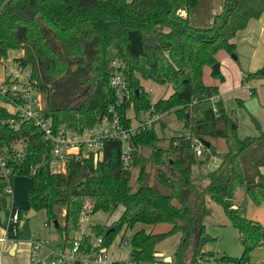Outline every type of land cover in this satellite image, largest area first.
Instances as JSON below:
<instances>
[{
	"label": "trees",
	"instance_id": "1",
	"mask_svg": "<svg viewBox=\"0 0 264 264\" xmlns=\"http://www.w3.org/2000/svg\"><path fill=\"white\" fill-rule=\"evenodd\" d=\"M198 0H0V56L10 48H22L21 61L31 65L32 75L44 100V111L55 125L75 129L92 126L107 113L114 101L108 83L110 61L114 56L125 62L124 74L131 93L134 116L139 111L159 114L173 109L187 129L186 134L170 136L165 142L154 126L140 127L131 137L129 166L121 158V143L107 139L98 155L69 158L65 171H53L49 164L50 143L32 119L18 127L17 118L1 102L0 149L7 156L12 176L30 177L27 201L36 211L43 209L45 223L73 240L71 230L79 228L85 196L90 212L112 213L119 205V216L107 226L92 225L101 237L98 247H108L120 229L136 222L170 223L164 231L135 230L130 237L128 264H163L158 244L179 232L176 260L169 264H200L212 252L198 248L199 237L207 239L203 217L210 213L205 196L219 203L242 241L240 256L224 255L220 264H250L251 251L264 244V225L240 212L233 199L235 185L243 186L255 204L264 201V128L255 135L240 137L235 112H227L216 84L203 80V68L217 61L216 52L236 46L235 35L248 20L264 11V0H223L211 25L194 26L182 11H190ZM165 27V28H164ZM154 35L158 44L147 45ZM142 57V59H141ZM212 73L220 78V71ZM264 77V60L255 71ZM140 78L171 86L166 97L151 102ZM125 102L117 109L123 114ZM130 119L128 118L127 121ZM223 138L224 152H217L211 138ZM21 140V148L14 142ZM202 142L204 159L218 154V164L207 172L208 182L195 183L191 169L198 160L195 145ZM43 156L46 159L36 166ZM154 164L151 172L148 165ZM137 169L134 177L132 168ZM132 178L134 181H132ZM5 181L0 175V209L8 204ZM56 206L63 207V224ZM20 224L21 215L17 216ZM200 232L197 234L196 228ZM19 231V230H18ZM91 235L79 237V251L92 248ZM193 242L189 260L184 251ZM215 254V253H214ZM214 256V255H213ZM214 258V257H213ZM217 261V260H216Z\"/></svg>",
	"mask_w": 264,
	"mask_h": 264
},
{
	"label": "rangeland",
	"instance_id": "2",
	"mask_svg": "<svg viewBox=\"0 0 264 264\" xmlns=\"http://www.w3.org/2000/svg\"><path fill=\"white\" fill-rule=\"evenodd\" d=\"M212 0H198L199 6L204 10L210 5ZM214 2H220V0H213ZM197 3V5H198ZM209 8V7H208ZM222 9V8H221ZM220 9V10H221ZM219 10V11H220ZM217 11V12H219ZM216 12V13H217ZM165 28V27H164ZM236 46L234 52L236 53V58L232 57L231 52L221 48L219 51H224L228 54V60L223 59L222 66H224L225 71H222L225 79L220 78L216 75H211L208 72H203V80L205 83L215 82V84L221 82L222 91V102L227 112L234 110L235 121L239 125V130L237 126V133L240 137H243L241 133L244 125V119H248L253 122L252 117L256 118V114L252 110L258 108L257 94H249L250 87H259L258 92L260 93V98L264 101V83L263 80L260 82V77L257 76L255 71L262 65L264 60V29L259 34V37L255 44L250 41H240L238 39V34L235 35ZM252 47H254L252 51ZM216 52V54H217ZM252 52V53H251ZM250 56H246L245 54ZM240 54V56H239ZM217 58V55H216ZM142 59V57H141ZM219 62V60H217ZM211 67V66H210ZM242 77L248 78L240 82L236 81V74L239 73ZM2 67L0 65V80L2 78ZM143 88L147 91L149 99L154 102L160 97H166L172 91L170 85L165 83H158L152 79L141 78ZM258 83V84H257ZM220 84V85H221ZM168 85V86H167ZM257 85V86H256ZM133 110L129 109L128 113L133 114ZM163 114L154 121V129L160 137H163L165 142L170 136L176 134H186L187 129L183 126V123L176 117L173 109L170 111H164ZM158 114V115H159ZM262 116V113H259ZM146 111H139L140 118L145 117ZM246 117V118H245ZM254 124V122H253ZM255 125V124H254ZM241 135H240V134ZM214 145L217 152H224L226 149V144L223 138H214ZM16 148H21L22 142L18 140L13 144ZM197 156V155H196ZM205 157V151H203V159ZM211 159L208 161H199L200 156H197V161L192 165V176L195 177V181L203 186V180L207 177V172L209 169L215 167L218 163V154L210 156ZM59 168V167H56ZM154 164L150 163L148 169L153 172ZM54 170L55 167H52ZM137 169L132 168V176L136 174ZM132 181L134 179L132 178ZM13 193L7 196L8 204L5 208V219L1 221L0 219V235H6L9 238H14L19 241L30 242L31 240L39 237L43 240V243L38 246V254L43 260L49 261L48 253L49 250H53L59 239L63 240L62 233L56 230L52 225L45 226V212L43 209L36 211L35 214L25 218L26 213L29 210V204L26 198L27 191L30 187V177L26 175H14L12 180ZM207 205V204H206ZM217 208L208 206L210 213L203 217L204 229L207 235L205 243L202 245V251L214 253H225L229 256H240L242 253V241L238 233V230L230 223L221 224L217 221V218L221 216L225 218V214L220 204L215 203ZM92 207V202H90V197L85 196L82 204V210L80 213L79 228L77 230H71L70 234L75 238H79L83 235L90 234L91 240L94 241L96 237L92 232V225L96 223H104L105 225H111L112 221L115 220L122 208L119 205L112 213H106L104 211L90 212ZM219 209V210H218ZM56 211L58 213V222L63 224V207L56 206ZM21 215V223L17 224V216ZM143 227L146 231H164L170 227V223L162 222L157 224H150L144 222H136L132 227H128L126 230L123 228L117 231L111 244L107 247L111 253V259H130V237L131 234ZM19 230V231H18ZM180 240V233H172L168 235L158 244V250L160 253V258L171 262L176 260L175 251L178 248V243ZM63 242V241H62ZM31 245V244H30ZM194 249V244L191 242L184 251V259L189 260ZM211 256L209 261H203L200 264H220L219 260H214V256ZM230 264V263H229ZM250 264H264V244L255 247L250 254Z\"/></svg>",
	"mask_w": 264,
	"mask_h": 264
},
{
	"label": "built area",
	"instance_id": "3",
	"mask_svg": "<svg viewBox=\"0 0 264 264\" xmlns=\"http://www.w3.org/2000/svg\"><path fill=\"white\" fill-rule=\"evenodd\" d=\"M24 52L22 48H10L7 55L0 56L2 67V78L0 80V94L6 98L1 102L11 111L15 112L17 118L9 119L12 126L18 127L25 119H32L42 131L44 137L49 140V164L55 167L53 171H65L66 161L69 158L86 157L94 153L98 155L107 139L118 140L121 143L120 158L124 166H129L132 156L131 137L140 127H149L158 119V114H150L146 117L136 118L134 116L131 93L124 74L125 62L119 56H114L110 61L108 83L114 95V101L107 107V113L92 126L80 130L66 125H55L50 115L44 111V100L37 80L32 75L31 65H24L21 57ZM214 98L219 95L215 94ZM129 102V107L123 114L119 113L117 107ZM133 110L130 115L128 110ZM130 119L127 121V119ZM154 126V125H153ZM203 153L202 142L195 145V154ZM42 160L33 166L43 163ZM59 167V168H56ZM12 169L7 163V156L0 149V175L6 185L7 195L13 193L11 173ZM101 237L96 236L92 241V248L87 252L79 251V238L72 241H64L48 253L49 261L43 260L38 254V246L43 243L39 237L30 242L31 264H128L129 261L122 259H111L107 247H98ZM170 261L164 260L163 264Z\"/></svg>",
	"mask_w": 264,
	"mask_h": 264
},
{
	"label": "crops",
	"instance_id": "4",
	"mask_svg": "<svg viewBox=\"0 0 264 264\" xmlns=\"http://www.w3.org/2000/svg\"><path fill=\"white\" fill-rule=\"evenodd\" d=\"M222 5H223V0H220L219 3L218 2L216 3L212 0L210 5L208 6L209 8L207 7V9L204 10L201 6H199V3H198V5H196L194 8H192L190 11H188V12L182 11V14L187 15L189 20H190V23L194 26H199V27L209 26L212 23L214 14L222 8ZM263 29H264V11L261 13V15L259 17L250 18L248 20L246 26L242 29H239L236 33L238 34V39L240 41H250L251 43L255 44L258 37H259V34L261 33V31ZM251 49L253 51L254 47H252ZM216 55H217V60H219L220 72L221 73H222V71L226 72L224 66H222L221 61H223V59L228 60V54L224 51H219V52H217ZM245 55L250 56L248 54H245ZM239 56H240V54H239ZM203 72L204 73L208 72L209 74L214 75L212 73V69L209 65L204 66ZM238 72L239 73L236 74V81L237 82L239 80H240V82H242V81L248 79V78H244L243 74L241 77L240 71H238ZM222 75H223V73H222ZM223 79H225L224 76H223ZM140 80H141V78H140ZM259 80H260V82H261V80H263V82H264V77H260ZM141 83H142V80H141ZM208 84H215V82H208ZM220 84H221V82L217 83L216 85L218 86V91H219L218 95H219L220 99H222V91L220 88H221L223 83L221 85ZM262 84H264V83H262ZM260 85H261V83H259V87L257 85H256L257 87L251 86L250 91H249V94H253L255 92L257 94L258 108L256 110L251 109V111H254L255 114L257 113L255 115L256 116L255 119L258 121L259 127H256L252 121H250L248 119H244V121H245L244 125H243V127H241V129H242L241 133H243L242 135H244V136L255 135L258 133L260 128H264V101L259 97L260 93L258 92ZM259 113H262V116ZM147 115H148V112H146L145 117ZM160 115H163V114H159L158 117H160ZM142 117H144V116H142ZM237 126H238V130H239V125H237ZM214 140H215L214 138L210 139V141L213 143H214ZM197 156H200V159H202L203 153L200 155H197ZM209 159H211V158H209ZM217 162H219V158H218ZM217 164L218 163H216V165ZM260 169L264 173V164L261 165ZM191 175H192V173H191ZM192 178H193L195 183H198L195 181V177L192 176ZM208 180H209L208 178L207 179L205 178L203 180V183H202L203 186L208 182ZM232 194H233V199H234L235 203L239 206L240 212L243 215L250 217V218H253V219H256L264 225V201L260 204H255L250 199V197L248 196L245 188L239 184L234 186V188L232 190ZM215 203H217V202L212 200L208 195L205 196V204H207L208 206H211L213 208H217V206L214 205ZM217 204H219V203H217ZM121 210H122V208H121ZM121 210H120V212H121ZM4 211H5V209H4ZM223 212H224V210H223ZM224 214L226 217L223 218L221 216L220 218H217V221H219V223H221V224H228V223L230 224L231 223L230 219L227 217L225 212H224ZM45 226L49 227L46 223H45ZM61 239H59V242L57 243V245L62 244L63 240H61ZM30 242L19 241V240L14 239V238H9L6 235H0V264H31ZM11 250H12V252H11ZM50 251L51 250H49V252ZM108 251L111 255L112 251L109 248H108ZM158 256L160 257V253H158ZM126 261H129V260H126Z\"/></svg>",
	"mask_w": 264,
	"mask_h": 264
},
{
	"label": "water",
	"instance_id": "5",
	"mask_svg": "<svg viewBox=\"0 0 264 264\" xmlns=\"http://www.w3.org/2000/svg\"><path fill=\"white\" fill-rule=\"evenodd\" d=\"M146 39H147V45L148 46H150V47L157 46L158 42H157V40H156V38H155L154 35H148ZM231 55H232V57L236 58V53L234 51L231 52ZM211 69L213 71H215V72L220 71V69H219V62L216 61L214 64H212L211 65ZM252 120H253L255 126L256 127H259V123H258V121L254 117H252ZM35 213H36V210L33 207H30L29 210H28V212L25 215V218H27V217L35 214ZM0 219H1V221H4V219H5V211H4V209H0ZM21 221H22V219H21ZM21 221H20V223H21ZM54 224L55 225H58V221L56 219L54 220ZM195 232L197 234H199L200 230H199L198 227L196 228V231ZM205 241H206L205 237L203 235H201L199 237V243H198V248L199 249L202 248V245L205 243ZM11 252H12V250H11ZM224 255H225V253H215L214 254V260L221 259V258L224 257Z\"/></svg>",
	"mask_w": 264,
	"mask_h": 264
}]
</instances>
